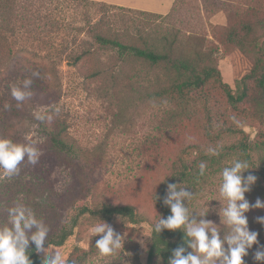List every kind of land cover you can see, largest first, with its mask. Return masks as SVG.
<instances>
[{
	"label": "rangeland",
	"instance_id": "1",
	"mask_svg": "<svg viewBox=\"0 0 264 264\" xmlns=\"http://www.w3.org/2000/svg\"><path fill=\"white\" fill-rule=\"evenodd\" d=\"M132 1L139 6L160 7L157 0ZM109 5L123 8V11L110 8L109 21L116 29L129 34L130 40L141 47H157L161 52L173 44L176 56L195 58L201 54L206 64L220 70L223 81L234 91H237L238 81L254 66L264 41L261 29L264 0H176L165 14ZM97 9L71 3L69 15L62 21L65 27L49 36L52 46L56 49L72 47L74 36L78 34L76 28L87 26L81 14L89 10L92 17L98 18ZM83 38L84 35H79L77 44L82 45ZM104 56L109 58L107 53ZM96 66V61L80 62L77 66L61 62L54 69L60 74L59 80H53V86L58 89L55 95L58 101L46 114L48 120L64 128L69 137L96 153L93 170L83 171L78 162L53 148L36 121V109L32 115L23 111L24 116L1 124L8 128L0 126V139L4 134L15 143L35 141L40 156L35 165L25 157L18 166V173L12 176L0 169V227L11 226L10 208L25 204L49 227V233L56 232L67 221L68 204L73 203L74 196L82 190H87L96 202L136 207L145 221L132 224L115 218L107 222L116 232L126 234L124 247L114 254H99L95 243L100 236L91 232L99 221L90 218L83 220L75 235L64 247L55 248L56 251L66 262L74 249L80 247L83 251H92L87 264H148L152 225L161 215L157 194L179 169L180 159L186 155L190 161L196 160L198 167L201 159L197 152L192 153L193 146H199L205 155L211 154L210 148L219 153L225 148L238 147L236 136L211 143L207 138L209 123L215 130H243L250 136V144L264 143V104L261 107L256 102L260 92L252 83L250 99L232 105L215 80L199 93L198 102H186L169 95L164 100L147 103L142 98L146 88L155 90L171 82L164 66L152 67L128 59L117 75V83L109 76L89 78ZM26 102V108H34L28 103L29 99ZM234 159H243L239 149H232L230 155L214 167L206 160L210 180L191 190L195 197L190 203L184 200L193 213L191 219L197 223L212 221L222 239L230 229L222 223L221 212L226 201L219 195L220 173ZM245 196L252 204L260 198L253 195L252 190ZM206 211L205 215L199 214ZM246 215L249 229L259 233V245L248 250L244 264H261L254 260V253L259 246H264V224L256 220L264 216V209H252ZM40 254L46 255L45 252Z\"/></svg>",
	"mask_w": 264,
	"mask_h": 264
},
{
	"label": "trees",
	"instance_id": "2",
	"mask_svg": "<svg viewBox=\"0 0 264 264\" xmlns=\"http://www.w3.org/2000/svg\"><path fill=\"white\" fill-rule=\"evenodd\" d=\"M71 3L79 6L85 4V7H97L95 13L98 18L92 17L89 10L84 12L85 14L82 13L87 26L76 28L78 34L85 37L81 39L82 45L77 44L79 37L77 34L74 36L75 44L72 43V47L56 49L52 46L49 36L65 27L62 21L68 17ZM110 8H119L123 11L121 7L91 0H0L1 128H8L1 125L3 122H10L13 118L24 116L26 112L32 115L36 109L38 114L36 121L47 134L53 148L69 159L78 162L83 171L94 169L96 153L88 151L78 144L69 137L64 128L58 126L59 124H53L46 116L58 101L56 97L58 89L53 86V80H59L60 74L55 73L54 69L65 61L69 66H77L84 61H96L97 66L88 77L109 76L113 83L118 82L117 75L128 59L139 60L152 67L164 66L172 78L171 82L168 86L155 90L146 88L142 98L147 103L158 99L164 100L169 95L186 102H198L201 99L199 93L215 80L223 88L232 105L244 103L250 99L252 83L256 84L260 92L256 102L261 107L264 104V41L259 47L254 66L238 81L237 91H234L223 81L220 70L206 64L205 60L201 58V54L195 58L176 56L173 52V44L168 45L161 52L157 47H141L130 40L129 34L125 31L121 32V29H116V26L110 23ZM140 13L147 14L146 12ZM261 29L264 31V23ZM241 43L244 42L241 41ZM105 53L109 55L108 59L104 58ZM112 60L115 62L113 63ZM25 79L32 80L30 88L27 89L31 93L27 98L29 99L28 103L33 104L34 107L31 110L26 108L27 99L18 103L11 95L12 86L22 87ZM53 91L55 92L54 96ZM203 100L208 102L207 98H203ZM22 113L24 114L21 115ZM38 116L41 118L38 119ZM33 119H35V115ZM207 130V138L211 143H217L226 136H236L239 140L238 147L225 148L218 155H205L203 149L193 146L192 153L197 152L201 161L207 160L211 167H214L221 163V159L228 157L232 149H239L243 159L249 162L251 168L248 170L249 173L257 177V181L251 189L253 195L264 198V143L250 144V136L243 130L233 128L215 130L210 123ZM3 135L0 140L6 139ZM179 163V169L163 183L158 194L160 199L157 201V206L165 219L171 214L170 207L163 203L168 196V183H184L185 190L191 192L192 189L195 190L210 180V173L207 170L203 176L199 174V168L195 165L196 160L190 161L189 157L185 155ZM247 174L248 172H246ZM73 201L68 204L70 213L67 221L56 232L49 233L45 248L49 242L54 248L64 247L75 235V231L82 221L87 218L105 222L120 218L132 224H140L145 221L136 207L96 202L90 191L87 190H82L80 194L74 196ZM154 225H152L151 246L147 252L148 264H168L169 258L173 256V250L179 247L187 249L185 255L193 251L187 247L186 233L182 229L175 231L163 229L158 234L154 231ZM35 247V243H30V259L33 264H41L43 256L36 253ZM91 253L92 251H83L82 248L76 247L68 257L66 264H87Z\"/></svg>",
	"mask_w": 264,
	"mask_h": 264
},
{
	"label": "clouds",
	"instance_id": "3",
	"mask_svg": "<svg viewBox=\"0 0 264 264\" xmlns=\"http://www.w3.org/2000/svg\"><path fill=\"white\" fill-rule=\"evenodd\" d=\"M32 84L31 79H25L22 87L13 85L12 97L18 102L26 100L31 93L27 91ZM40 119L41 117H37ZM211 155H218L216 149H209ZM40 152L35 141L15 143L9 139L0 140V169L8 176L18 173L19 164L27 157L29 163L35 165L38 162ZM199 174L203 176L207 169V162L198 164ZM249 162L244 159H234L230 166L222 169L220 176L222 182L219 186V195L226 201L221 212L222 223L226 224L230 233L223 239L212 221L201 220L197 223L191 219L189 203L195 195L186 191L185 184L168 183V196L163 203L170 207L171 214L165 219L160 215L154 225L155 233L163 229L171 231L182 229L186 233V244L193 251L185 255L187 249L179 247L173 250V256L168 264H244L243 258L248 255V250L253 245H259V233L249 229L246 213L252 209H264V200L257 198L254 204L246 199L245 194L250 192L256 183L257 177L249 173ZM160 199L157 194V201ZM208 211L200 215H205ZM11 226L0 227V264H33L30 259L29 245L35 243L36 253L45 252L41 258V264H66L64 256L56 251L48 239L49 227L37 217L35 212L25 204H17L9 209ZM257 222L264 224V216L256 218ZM35 229V231H32ZM31 232V235L28 233ZM94 236H100L95 247L101 256L114 254L124 247L125 235L116 232L107 222L100 220L92 228ZM210 233V235H209ZM254 260L264 264V246H259L254 253Z\"/></svg>",
	"mask_w": 264,
	"mask_h": 264
},
{
	"label": "crops",
	"instance_id": "4",
	"mask_svg": "<svg viewBox=\"0 0 264 264\" xmlns=\"http://www.w3.org/2000/svg\"><path fill=\"white\" fill-rule=\"evenodd\" d=\"M95 1H100V2H105L113 5H118V6H128L131 8L139 9L142 11H150V12H158V13H167L171 8L173 3L176 0H157V2L160 4V7L157 8H152V7H147V6H139L135 1L132 0H95ZM141 4V2H139Z\"/></svg>",
	"mask_w": 264,
	"mask_h": 264
}]
</instances>
